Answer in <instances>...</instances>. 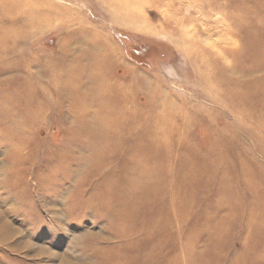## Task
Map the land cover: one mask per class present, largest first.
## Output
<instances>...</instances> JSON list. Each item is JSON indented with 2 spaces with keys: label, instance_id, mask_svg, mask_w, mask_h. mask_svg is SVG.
Here are the masks:
<instances>
[{
  "label": "rangeland",
  "instance_id": "obj_1",
  "mask_svg": "<svg viewBox=\"0 0 264 264\" xmlns=\"http://www.w3.org/2000/svg\"><path fill=\"white\" fill-rule=\"evenodd\" d=\"M0 264H264V0H0Z\"/></svg>",
  "mask_w": 264,
  "mask_h": 264
},
{
  "label": "bare ground",
  "instance_id": "obj_2",
  "mask_svg": "<svg viewBox=\"0 0 264 264\" xmlns=\"http://www.w3.org/2000/svg\"><path fill=\"white\" fill-rule=\"evenodd\" d=\"M35 18H36V16H35ZM90 52H92V50H90L89 52H86V54L88 53L87 54L88 58H91V60H94V61H96V60L98 61L99 57L101 56V54H99V53H102V50L94 48L93 52L92 53H90Z\"/></svg>",
  "mask_w": 264,
  "mask_h": 264
}]
</instances>
